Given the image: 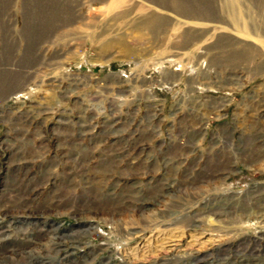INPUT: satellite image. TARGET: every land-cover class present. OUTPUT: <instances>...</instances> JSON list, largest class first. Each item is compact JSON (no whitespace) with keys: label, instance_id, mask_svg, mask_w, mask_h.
I'll return each mask as SVG.
<instances>
[{"label":"rangeland","instance_id":"1","mask_svg":"<svg viewBox=\"0 0 264 264\" xmlns=\"http://www.w3.org/2000/svg\"><path fill=\"white\" fill-rule=\"evenodd\" d=\"M223 1L0 0V264H264V13Z\"/></svg>","mask_w":264,"mask_h":264},{"label":"bare ground","instance_id":"2","mask_svg":"<svg viewBox=\"0 0 264 264\" xmlns=\"http://www.w3.org/2000/svg\"><path fill=\"white\" fill-rule=\"evenodd\" d=\"M254 1H256V0H250V3H251V5L249 6V7H252L253 5H255L256 6V4H258L259 3V7H261L260 8V11L262 12V13H264V0H258L259 2L257 3H255ZM176 2V0H173V3H175ZM234 3H235V0H224L223 1V9L224 10H226V11H229L230 12V14H232V18H233V20L234 21H236V22H240V18H239V16H238V10H237V8H236V10H235V6H234ZM228 9V10H227ZM139 19L138 18H132V19H130V17H129V15L132 13V8H130V7H128V9L127 8H125V9H122L121 11H118L114 16H112L113 18H115L116 19V21H119V20H124V19H126L127 17H129V18H127V19H130L129 21L128 20H125L124 21V26H126V24L127 25H130L131 26V24H134V25H136L137 26V28H139V27H146L147 29H149L150 30V32L151 33H153V35H155L156 36V34H158V32H159V30L160 31H165L164 29L166 28V24H169V23H172V21L173 20H171V18H169L167 15H165V14H163V15H161V14H158V13H156V12H154L153 10H151V9H149V8H145V7H143V8H140L139 9ZM144 17L146 18L145 19V21H142V20H144ZM170 17H172V16H170ZM188 18H192V16H189ZM173 19V18H172ZM262 19H264V17L261 15V17L259 18V20H260V22H259V28H262V26H264V21H262ZM122 21H120L121 23H122ZM119 22V26H120V23ZM104 23V22H103ZM106 23H108V21L106 22ZM114 24V23H113ZM104 25V24H103ZM108 25H111L112 26V24H108ZM117 25V24H116ZM101 26H102V24H101ZM107 26V25H106ZM118 26V25H117ZM118 26V27H119ZM121 26H123V25H121ZM139 26V27H138ZM104 27H105V25H104ZM101 28V27H100ZM106 28H108V27H105V31H106ZM122 28V27H121ZM125 28H127V26L125 27ZM129 28V27H128ZM127 28V29H128ZM102 29V28H101ZM104 30H102V33H105V31ZM114 30V29H113ZM112 30V31H113ZM125 30V29H124ZM262 30V29H261ZM13 31V30H12ZM28 31V30H27ZM104 31V32H103ZM120 31V30H119ZM123 31V30H122ZM121 31V32H122ZM149 32V33H150ZM101 33V32H100ZM150 33V34H151ZM161 33H163V32H161ZM160 33V34H161ZM27 34V33H26ZM97 34V33H96ZM95 34V35H96ZM261 34V33H260ZM259 34V35H260ZM37 35V34H36ZM114 36V35H113ZM161 36V35H160ZM163 36V35H162ZM112 36H110V38L108 39V40H111L112 38H111ZM117 37V36H116ZM122 38V37H121ZM160 38V37H159ZM159 38H157V39H159ZM115 40V39H114ZM113 40V41H114ZM118 40V39H117ZM120 40V39H119ZM118 40V41H119ZM122 40V39H121ZM132 40V42L133 41H135V40H133V39H131ZM140 40V39H139ZM154 40V39H153ZM152 40V42H154ZM127 42L128 43V40H124V42ZM104 42V41H103ZM109 42V41H108ZM116 42V41H115ZM121 44H122V42L121 41H119ZM123 42V43H124ZM125 42V43H126ZM110 43H111V41H110ZM110 43H109V45H110ZM124 43V44H125ZM135 43V42H134ZM172 43V42H171ZM170 43V44H171ZM103 44H108L107 43V39H106V43H103ZM102 44V45H103ZM124 44H123V46H124ZM128 44H131V43H128ZM128 44H126L127 46H128ZM173 44H174V42H173ZM126 45H125V47L124 48H126L127 49V47H126ZM107 46V45H106ZM106 46H105V48H106ZM122 47V46H121ZM135 47V46H134ZM123 49V48H122ZM125 49V50H126ZM134 49V48H133ZM132 49V50H133ZM102 50H103V48H102ZM131 50V52H133ZM128 51H130L129 49H128ZM236 56V55H235ZM56 58V57H55ZM39 63V62H38ZM36 64V63H35ZM262 64V63H261ZM255 67H256V65H255ZM258 67V66H257ZM258 68H260V67H258Z\"/></svg>","mask_w":264,"mask_h":264}]
</instances>
